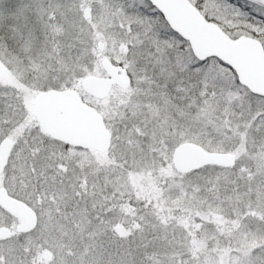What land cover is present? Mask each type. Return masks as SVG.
Returning a JSON list of instances; mask_svg holds the SVG:
<instances>
[{
  "label": "snow or ice",
  "instance_id": "snow-or-ice-1",
  "mask_svg": "<svg viewBox=\"0 0 264 264\" xmlns=\"http://www.w3.org/2000/svg\"><path fill=\"white\" fill-rule=\"evenodd\" d=\"M0 264H264V0H0Z\"/></svg>",
  "mask_w": 264,
  "mask_h": 264
}]
</instances>
